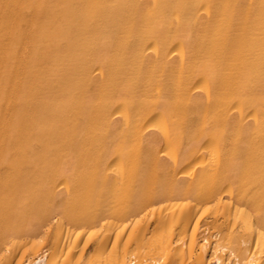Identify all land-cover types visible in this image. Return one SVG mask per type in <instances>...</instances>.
I'll return each instance as SVG.
<instances>
[{"label": "bare ground", "instance_id": "obj_1", "mask_svg": "<svg viewBox=\"0 0 264 264\" xmlns=\"http://www.w3.org/2000/svg\"><path fill=\"white\" fill-rule=\"evenodd\" d=\"M0 264H264V0H0Z\"/></svg>", "mask_w": 264, "mask_h": 264}]
</instances>
